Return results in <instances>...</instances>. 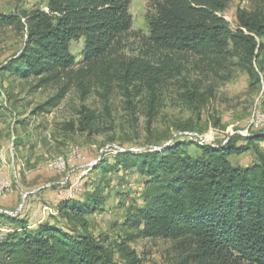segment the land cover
I'll return each instance as SVG.
<instances>
[{
  "label": "trees",
  "instance_id": "obj_1",
  "mask_svg": "<svg viewBox=\"0 0 264 264\" xmlns=\"http://www.w3.org/2000/svg\"><path fill=\"white\" fill-rule=\"evenodd\" d=\"M229 1L158 0L148 17L149 36L142 37L138 54L127 55L131 0H48L46 10L29 16L15 71L43 82L86 80L107 90L113 84L126 92L147 89L153 96L164 80L181 71L176 56L192 54L212 70L239 56L249 75L259 79L253 62L263 69L264 0H256L251 10L238 9L235 28L221 14ZM0 22L20 24L19 18L1 14ZM78 38H84L80 63L71 53ZM65 89L50 103L62 98ZM85 115L88 123L96 119L92 110ZM237 140L231 137L221 146L176 140L160 151H118L109 169H136L144 179L143 206L129 217L136 235L180 240L196 264H264V154L256 149L264 133L246 138V145L237 146ZM191 145L197 154L189 152ZM251 146L258 161L234 165L231 158ZM101 168L108 169L104 164L94 169ZM98 191L83 201L61 202L59 213L81 219L95 212L102 203ZM18 225L0 244L5 255L0 264H143L125 244L119 245L121 263L102 241L57 220L36 228L23 220Z\"/></svg>",
  "mask_w": 264,
  "mask_h": 264
},
{
  "label": "rangeland",
  "instance_id": "obj_2",
  "mask_svg": "<svg viewBox=\"0 0 264 264\" xmlns=\"http://www.w3.org/2000/svg\"><path fill=\"white\" fill-rule=\"evenodd\" d=\"M157 1L131 0L132 27L123 49L127 55L138 54L142 37L149 36L148 17ZM47 3L0 0V14L20 21L0 22V167L2 179L9 183L0 200L17 195L14 206H0L7 217L0 222L13 231L20 225L8 223L21 215L19 220L36 228L39 210L48 222L57 220L74 232L93 235L121 263L125 260L119 245L125 244L143 264H196L180 240L136 235L138 229L129 217L143 206V176L136 169L112 171L109 166L119 148L160 151L176 140L221 146L231 137L238 138L237 146L248 144L246 138L264 133V67L253 62L259 74L255 79L239 56L212 70L197 56L178 55L181 71L164 80L153 96L147 89L137 92L130 87L126 92L117 84L107 90L86 80L22 78L15 68L27 42L29 16L46 10ZM257 3L230 0L221 14L235 28L237 10H251ZM83 47L84 38L71 43L77 63L82 61ZM65 87L63 97L50 103ZM87 110L95 112L92 123L85 117ZM256 144L264 154V141ZM256 149L251 146L232 157V163L257 162ZM188 150L198 152L195 145ZM102 164L108 169H94ZM97 188L102 203L95 212L81 219L59 213L61 202L83 201ZM5 211L19 214L13 217ZM4 257L0 252V263Z\"/></svg>",
  "mask_w": 264,
  "mask_h": 264
},
{
  "label": "built area",
  "instance_id": "obj_3",
  "mask_svg": "<svg viewBox=\"0 0 264 264\" xmlns=\"http://www.w3.org/2000/svg\"><path fill=\"white\" fill-rule=\"evenodd\" d=\"M120 150L121 148H119V151ZM8 187H9V183H7L4 179H2V169L0 167V196L1 197H4L6 195V190L8 189ZM5 213L13 217L19 214L18 211H15V212L5 211ZM9 232H11V228H8L7 226H5L4 224L0 222V244L7 238V235Z\"/></svg>",
  "mask_w": 264,
  "mask_h": 264
},
{
  "label": "crops",
  "instance_id": "obj_4",
  "mask_svg": "<svg viewBox=\"0 0 264 264\" xmlns=\"http://www.w3.org/2000/svg\"><path fill=\"white\" fill-rule=\"evenodd\" d=\"M17 203V195H12L9 199H7V200H0V206L2 207H11V206H14L15 204ZM36 202H34L33 204H35ZM41 211H39L38 210V212H36V213H38V220L37 221H35V223H33V224H36V225H38V224H40L41 222H43V221H45V220H47V219H45V215H42L41 213H40ZM44 212V211H43ZM42 212V213H43ZM45 213H46V211H45ZM21 217V215H19V217H17V219H13L12 220V223L11 222H9L8 224H15L14 222H16V224H18V220L19 219H21L20 218ZM35 217V216H34ZM36 217H37V215H36ZM7 219V217H6V215L4 214V213H1L0 212V221L1 220H6ZM24 221V220H23ZM26 222V221H25ZM26 224H28L27 222H26ZM35 225V226H36ZM30 227H32V226H30Z\"/></svg>",
  "mask_w": 264,
  "mask_h": 264
}]
</instances>
